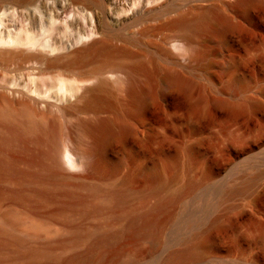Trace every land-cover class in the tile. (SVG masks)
<instances>
[{
	"label": "rangeland",
	"instance_id": "rangeland-1",
	"mask_svg": "<svg viewBox=\"0 0 264 264\" xmlns=\"http://www.w3.org/2000/svg\"><path fill=\"white\" fill-rule=\"evenodd\" d=\"M109 1L119 25L145 18L124 32L121 51L88 69L106 73L88 109L69 91L89 72L45 71L34 54L74 50L96 33L94 15L59 1L0 18L1 39L37 42L0 57V264H24L17 256L30 250L61 264L89 242L69 241L73 229L118 231L128 221L112 223L120 209L160 203L167 222L157 243L123 233L86 264H264V0H174L150 14L169 0ZM177 17L184 23L170 26ZM128 80L146 97L130 96ZM99 120L114 133L97 150ZM83 157L98 167L78 166ZM128 190L116 206L112 195ZM188 251L195 255L182 257Z\"/></svg>",
	"mask_w": 264,
	"mask_h": 264
},
{
	"label": "bare ground",
	"instance_id": "bare-ground-1",
	"mask_svg": "<svg viewBox=\"0 0 264 264\" xmlns=\"http://www.w3.org/2000/svg\"><path fill=\"white\" fill-rule=\"evenodd\" d=\"M245 1L246 0H240L238 2V5L244 4ZM50 3L47 2L44 4V6L49 5ZM53 3H55V2H53ZM39 6L32 7L31 8L32 11L35 12L36 10H38ZM7 11L8 10L2 11L0 13V18L3 15H6V13H8ZM12 12L15 13V10H12ZM86 13L90 17V19H92L93 13L87 12V11H86ZM224 22L225 21L223 18L218 19L219 25L224 24ZM183 23H184L183 18L177 17V18L173 19L172 21H170L169 24L172 27H178V26L182 25ZM91 34H93V33H91ZM91 34H90L89 38H87L84 41L83 40L81 41L79 39L75 45L79 46L83 42L84 43L89 42L91 39H93L96 36V33H94L92 36H91ZM36 45H37V42L32 37H29V36H26L23 39L22 38H14V39L9 38L8 40H4V39L0 38V47H11V46H17V47L21 46L22 47V46H24V47H28L30 49V47L34 48ZM43 47L45 49H47L45 45ZM48 50H49V48H48ZM51 51H53V50H51ZM166 77L169 78L168 80L172 79V81H174L175 83L181 82V80L175 75H166ZM86 84L87 83H84V82H75V84H73V85H75V90H74V88L72 90L68 89V90H70L69 94L71 96V99L72 98L74 99V104L76 106H78V105L81 106L82 109H88V108L92 107L95 104V102L98 101V97H99V96L97 97V95H95V92H94L95 87H87ZM126 87H127V92L130 96L135 97V98H140V99H143L146 97L145 91L138 90L135 87V85L132 83V81L128 80L126 83ZM125 129H127V128L123 127V130H125ZM91 131L93 133H95V135H96V142H97L96 148H97V150H99L101 148V143L103 141H105L106 139H108L114 133L112 128H111V124L106 120L97 121L95 124L92 125ZM78 162H79L78 166H80V167H84V168L91 167V166L98 167L97 161H95V163L91 164L88 162V160L85 157L81 158V160ZM6 169L12 170V166H10L9 164H6ZM143 179L147 183H149L152 187H156L160 182V177L156 173H144ZM192 187H193V185L191 184L189 186V188H192ZM11 195H13L15 197L19 196L18 193H12ZM130 195H132V192L129 190L126 192H123V193H114L112 195L114 197V201H115L114 204H116V206L120 205ZM164 210H165V204H163V203L156 204L145 212H137L134 210L120 209L119 212L116 213L115 217L113 218L112 223L116 224L122 218H125L126 216L128 217V221L126 223V226L122 229H119L118 231H110L109 229H110L111 224H109L108 226H105L103 228L98 227L92 231H86V232L85 231H79L77 228L73 229L72 234H71V238L69 241H71L74 244L79 243V242L84 241V240H89V242L86 246L85 252L82 255L67 258V259L61 261V264H69L72 261H77L79 264H86L90 260L91 253L96 248H98L102 245L110 244L111 242L116 240L123 233L124 234L129 233L131 238H136V239L150 238L151 240H153V242L157 243L160 239L161 229H162L163 225L167 222V219H165L163 221L158 220L159 215ZM94 211H99V209L95 208ZM6 231H7V229H6ZM3 234H5L4 228L2 226H0V236H6V234L5 235H3ZM11 239H12L13 245H19V239L18 238H17L18 240L16 239V237L14 239L13 238H11ZM192 242H193V239H192ZM5 247H7V245L5 246L4 242L0 241V252ZM118 254H120V253L119 252L114 253L115 256ZM194 255L195 254L193 252L188 251V252H184L182 254V257H193ZM1 257H3V255H1ZM17 257H18V259L20 258V260H23L25 262L24 264H52L54 262L52 255L47 251L30 250V251L20 253ZM42 258L45 259V262H40V260Z\"/></svg>",
	"mask_w": 264,
	"mask_h": 264
},
{
	"label": "water",
	"instance_id": "water-1",
	"mask_svg": "<svg viewBox=\"0 0 264 264\" xmlns=\"http://www.w3.org/2000/svg\"><path fill=\"white\" fill-rule=\"evenodd\" d=\"M68 2L71 5H79L81 10L93 13L96 22V36L87 43L77 46L72 51H67L58 55L52 54H34L44 65L45 71H51L58 68H74L84 72L92 71V68L101 63L107 62L111 57L121 51L126 43L129 42L128 36L124 32L131 30L139 22L144 20L145 15L135 19H126L122 25H119L109 13V0H0V13L4 10L23 11L32 7L39 6L47 2ZM174 0H169L159 8L153 9L150 13L167 12ZM28 52L20 47L0 48V57L11 58L23 56ZM106 73H87L81 81L87 83V87L95 89L105 83Z\"/></svg>",
	"mask_w": 264,
	"mask_h": 264
}]
</instances>
